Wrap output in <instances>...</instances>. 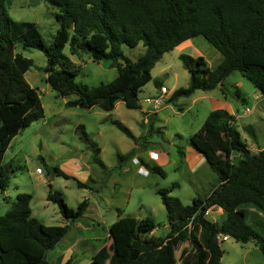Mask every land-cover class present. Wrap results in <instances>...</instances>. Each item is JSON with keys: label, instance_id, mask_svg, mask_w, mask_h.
Instances as JSON below:
<instances>
[{"label": "trees", "instance_id": "1", "mask_svg": "<svg viewBox=\"0 0 264 264\" xmlns=\"http://www.w3.org/2000/svg\"><path fill=\"white\" fill-rule=\"evenodd\" d=\"M57 7L54 12L59 28L52 41L45 43L32 20L13 18L0 0V191L9 184L10 172L22 165L3 162L12 137L37 117L43 115L40 96L24 73L32 58L16 50L18 44L36 47L46 56V80L61 95L77 96L65 101L68 106L104 109L122 100L127 107L141 106L138 92L151 79V68L161 55L185 39L201 34L222 54L210 67L203 55L180 52L183 66L189 72L187 85L178 86L166 98L177 109V100L197 89L220 87L227 94L224 82L238 70L264 95V0H45ZM142 42L145 50L135 59L128 57L122 44ZM71 53L87 52L96 61H115L117 74L110 80L88 85L74 80L80 65L63 53L65 43ZM160 88L161 79H155ZM244 99L238 87L232 93ZM235 115L226 108L211 109L200 127L189 135L218 176V183L206 196H194L190 203L169 193V187L157 192L165 207L168 230L164 235L152 233L156 226L149 215H119L109 225L111 242L101 247L88 264H175V250L181 241L190 249L180 256L181 264H222L220 234L237 241L255 240L264 256V236L245 221L238 207L258 200L264 204V146L252 151L234 125ZM127 135L133 133L118 119H113ZM79 136L92 150V160L104 170L100 147L83 124L77 125ZM239 157L233 160V152ZM132 150L117 153L119 162ZM43 164L44 158L40 156ZM121 163H119V166ZM151 170L165 175L155 163ZM48 170V169H47ZM54 172L68 177L57 165ZM79 186L87 183L77 180ZM31 194L17 192L15 199L0 212V264H55L47 251L67 232L70 223L46 224L31 215ZM47 199L56 202L62 215L71 222L83 216L89 201L81 199L69 206L62 192L52 189ZM219 206L222 217L210 219L207 210ZM71 258L64 264H69Z\"/></svg>", "mask_w": 264, "mask_h": 264}, {"label": "rangeland", "instance_id": "2", "mask_svg": "<svg viewBox=\"0 0 264 264\" xmlns=\"http://www.w3.org/2000/svg\"><path fill=\"white\" fill-rule=\"evenodd\" d=\"M6 6L13 18L34 21L45 43L52 41L59 28L54 16L55 5L45 0H7ZM191 43L183 52L203 55L210 67L222 58L217 48L201 34L191 37ZM16 50L32 58L33 62L24 75L40 96L43 115L21 128L4 153L3 162L10 161L13 166L22 165L23 168L11 171L8 186L0 191V212L10 206L17 192L25 191L31 194L32 216L46 224L70 223L55 247L47 251V258L55 264H64L69 257L71 264L88 263L101 247L109 246V225L119 215H149L156 223L152 233L164 235L168 224L158 187H169L170 194L178 196L183 203H190L192 197L206 196L218 183V176L204 155L189 142V135L200 127L204 112H208L214 103L206 104L201 99L191 103V94L178 98L177 102L184 106L179 110L172 102L166 101L174 88L189 82V72L183 66L177 48L165 51L155 61L151 79L141 86L138 97L141 102L148 100L147 107L141 104L130 108L122 100H117L111 109L98 104L90 107L66 105V100L77 95H61L46 80L44 52L22 44H18ZM122 50L135 59L144 52L145 46L141 41L134 46L122 44ZM62 51L80 65L75 81L95 85L117 74L114 60L96 61L87 52L71 53L68 42ZM156 78L167 87L165 93L156 85ZM224 85L227 94L221 88H214L212 93L229 98L233 104L234 125L250 149L258 150L264 146V96L238 70L226 77ZM236 87L246 102L232 94ZM154 100L160 102L153 106ZM113 119L128 126L133 135H127L112 122ZM78 124H83L99 145L105 170L92 160V150L79 136ZM130 150L131 155L119 162L117 153ZM155 153L160 155L158 161H155ZM186 154L190 161L184 157ZM232 156L236 161L238 151ZM155 163L163 168L165 175L151 170L150 165ZM56 165L69 176L56 174ZM139 165L147 171L137 169ZM77 180L87 186H79ZM50 184L52 189L62 192L69 206L75 207L81 199L87 198L89 204L83 216L72 222L65 218L58 204L47 199ZM241 206L245 221L264 236V204L255 200ZM214 209L207 210L206 215L220 220L222 215ZM220 245L222 264H264V256L255 240L243 242L229 236L221 240ZM189 249L186 240L178 244L175 264H181L180 256Z\"/></svg>", "mask_w": 264, "mask_h": 264}, {"label": "crops", "instance_id": "3", "mask_svg": "<svg viewBox=\"0 0 264 264\" xmlns=\"http://www.w3.org/2000/svg\"><path fill=\"white\" fill-rule=\"evenodd\" d=\"M190 45H192V43H191V38H188V39L183 40V41L180 42L179 44H177V45L175 46V48H177L180 52H183V51L187 50L188 47H190ZM206 61H207V60H206ZM215 88H220V87L217 86V87H215ZM212 90H214V88L211 89V90H208V91H204V90H201V89H197V90H195V92H194V93L192 94V96H191V103H193V102H195V101L201 99V101H202V100L205 101L206 104H207V103H214V104L210 107V110L213 109V108H217V107H223V108H226L229 112L233 113V104H232V102L229 100V98H227L226 95L221 94V93H220V94L212 93ZM199 91H200V92H199ZM201 91H202V92H201ZM196 92H197V93H196ZM262 96H264V95L262 94ZM242 101H243V102H246L244 99H243ZM148 104H149L148 100H145V101H144V107H147ZM210 110H209V111H210ZM209 111H208V112H209ZM208 112H207V111L204 112V114H203V117H204V118L206 117V115H207ZM233 114H234V113H233ZM202 122H203V121H202ZM184 157H185L186 159H189V161L191 160L190 156H188L187 154L184 155ZM159 158H160V155L158 154L157 157H155V161H158ZM137 169H142L143 171H147V169H146L144 166H141V165H139V166L137 167ZM250 202H251V201H250ZM213 208H216V209H214V210H216L217 214H221V215H222V209H221L219 206H215V207H213ZM210 209H212V208H210ZM238 209H240L241 211H244V208H242L241 205L238 207ZM244 216H245V214H244ZM208 218H210V217H208ZM210 219L215 220L214 217H212V218H210ZM228 237H229V236H228ZM228 237H227V238H228ZM71 260H72V259H71ZM88 263H89V262H88ZM88 263H86V264H88ZM69 264H71V262H70Z\"/></svg>", "mask_w": 264, "mask_h": 264}, {"label": "built area", "instance_id": "4", "mask_svg": "<svg viewBox=\"0 0 264 264\" xmlns=\"http://www.w3.org/2000/svg\"><path fill=\"white\" fill-rule=\"evenodd\" d=\"M161 90H162V92L163 93H165L166 91H167V87L165 86V85H161ZM148 99V98H147ZM157 100V99H156ZM156 100H154V104H153V106H156V104H158L160 101H156ZM155 155V157H157V153H155L154 154ZM228 237V235L227 234H220L219 235V239H226Z\"/></svg>", "mask_w": 264, "mask_h": 264}, {"label": "water", "instance_id": "5", "mask_svg": "<svg viewBox=\"0 0 264 264\" xmlns=\"http://www.w3.org/2000/svg\"><path fill=\"white\" fill-rule=\"evenodd\" d=\"M141 104H143V105H144V101H142V102H141Z\"/></svg>", "mask_w": 264, "mask_h": 264}]
</instances>
